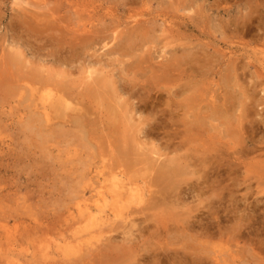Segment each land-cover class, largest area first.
<instances>
[{
    "label": "rangeland",
    "instance_id": "374dc122",
    "mask_svg": "<svg viewBox=\"0 0 264 264\" xmlns=\"http://www.w3.org/2000/svg\"><path fill=\"white\" fill-rule=\"evenodd\" d=\"M87 70L119 95L52 113ZM177 102L222 116L204 107L198 134L171 138L159 122ZM139 120L158 129L139 136ZM174 161L189 172L156 175ZM201 261L264 264V0H0V264Z\"/></svg>",
    "mask_w": 264,
    "mask_h": 264
},
{
    "label": "bare ground",
    "instance_id": "6f19581e",
    "mask_svg": "<svg viewBox=\"0 0 264 264\" xmlns=\"http://www.w3.org/2000/svg\"><path fill=\"white\" fill-rule=\"evenodd\" d=\"M239 27L238 26H236V30L238 29ZM243 28L244 29H246L248 32H250V31H252V28H251V26H248L247 24H244L243 25ZM237 32H238V30H237ZM103 36H101V38H98L99 40H101V41H105V40H108L110 37L109 36H107L106 34L104 35V34H102ZM130 35V37H129V39H131V36H132V39H133V35H132V33L131 34H129ZM80 36H82V35H80ZM115 38H117V37H115ZM94 39H95V35H94ZM77 40H80V41H82L83 42V49H84V47H86V49L89 47V46H91L92 45V43H93V38L92 37H90V38H88V36L87 35H84L82 38H79L78 37V39ZM97 41V40H96ZM81 43V42H80ZM124 43V42H123ZM135 43V42H134ZM94 44V43H93ZM128 43H126L125 44V48H127L126 47V45H127ZM130 44V43H129ZM133 45V44H132ZM131 45V46H132ZM108 46V44L106 45V47ZM128 46V45H127ZM51 47V46H50ZM71 47V46H70ZM73 47V46H72ZM122 46H120L119 48H118V50H117V53H118V51L119 50H121L120 52H121V55L124 53H122V51H123V47H122V49H120ZM117 48V47H116ZM56 49V48H55ZM237 49V48H236ZM111 50H113V49H111ZM110 50V51H111ZM125 50V49H124ZM115 51H116V49H115ZM127 51L129 52V49L127 48ZM131 51V50H130ZM75 52V51H74ZM124 54H126L127 56L130 54V52L129 53H127V52H125ZM134 56V55H133ZM91 58V57H90ZM11 60V67H14V66H17V65H21V63L19 62L20 60H18L17 58H12V59H10ZM64 61V60H63ZM67 61V60H66ZM19 63V64H18ZM67 63H68V61H67ZM72 63V62H71ZM71 63H69V64H71ZM97 63H101L100 62V59L97 61ZM136 64H138V63H136ZM10 65V64H9ZM19 65V66H20ZM137 67V66H136ZM168 68V67H167ZM170 68V67H169ZM171 71H173V69H168V71L166 70V71H164L165 73H169V72H171ZM36 72H37V70H36ZM87 72H88V78H90L91 80H90V82L88 83V85H87V87H86V90H85V92L86 93H83L82 94V97L80 96V100L78 99H75V97L73 96V92L70 90V88L69 87H71L70 86V84H68V85H66L67 86V88L65 89V88H63L64 90H62L61 88H59V92L53 97V99H51L49 102V105H50V108H51V110H52V113H54V114H59V115H61L62 116V113L64 114V112H66L67 110H70V107H71V105L73 104V102H77L76 104H80V105H82L83 107L84 106H86L85 104H84V102L85 101H87V99L89 98V97H93V98H95V99H98V98H100L101 99V96H102V94H104V95H106L108 98H110V97H114L115 95H119V91H118V88L115 86V84H116V82H113L112 80H109L105 75H103V73L101 72V74L100 75H98V76H96V77H94L93 78V73H92V71H89V70H87ZM163 73V72H162ZM10 74V73H9ZM33 74L34 75H36V77H37V79H39V80H44V79H47V78H45V77H43V76H41V75H39L38 73H36L35 74V72L33 71ZM59 75H57L58 77H59V79H62V78H60V74L62 75V73L60 72V73H58ZM3 75V74H2ZM24 75V74H23ZM53 75V74H52ZM8 76V75H7ZM10 76V75H9ZM9 76H8V78H9ZM28 76V75H27ZM54 77V79H56V81H59V79H58V77L57 76H55V74L53 75ZM18 77V76H17ZM5 78H7V77H5ZM7 78V79H8ZM11 78V80H12V77H10ZM9 78V79H10ZM7 79H5L4 81L6 82L7 81ZM23 79V78H22ZM58 79V80H57ZM25 80V79H24ZM24 80H22V81H24ZM30 80V79H29ZM31 81V80H30ZM9 80L7 81V83H5V84H8V87H9ZM12 82H13V80H12ZM13 83H15V82H13ZM56 83V82H55ZM58 83V82H57ZM59 84V83H58ZM3 85H4V83H3ZM126 85V84H125ZM11 86V85H10ZM59 86H60V84H59ZM64 86V85H63ZM65 86V87H66ZM7 87V86H6ZM10 88V87H9ZM12 88L15 90V88L12 86ZM4 89H5V87H4ZM105 89V90H104ZM31 90V92H30V95H31V98H34L33 97V92L32 91H34V89H30ZM104 90V91H103ZM122 91H125V92H128L131 96H137V94H138V90H136V88H135V86L134 87H122V89H121ZM149 90V89H148ZM16 91V90H15ZM13 92V91H12ZM121 94V93H120ZM29 95V96H30ZM28 96V98H30ZM77 96V95H76ZM77 98H78V96H77ZM188 99H190V98H188ZM193 99V98H192ZM28 100V99H27ZM186 101H187V99H185ZM31 101V100H30ZM86 103V102H85ZM142 104H140L139 105V103L138 104H131V105H127V104H125L124 105V108L126 107V110L127 111H129V112H132V113H134L135 115H140V112L141 111H146L147 110V108L146 107H143L142 108V106H141ZM144 105V104H143ZM168 105V108H169V110H166L165 111V109H164V111H162V116L163 117H166V120H164V118H160L162 121L161 122H159V123H161V124H163L162 126V128L163 129H166L165 130V132H167L168 134L169 133H171L172 135H170L171 136V138L172 137H176V136H178V135H181V134H183V135H185V137H190V136H192L193 134H198L199 133V131H200V126H199V123L201 122V120L203 119L204 120V116H205V113H206V111L209 109L210 111H212V113L211 114H213V116L214 115H217V116H222V110H221V106L220 105H217V106H215V107H208L207 108V106L208 105H206V106H204L207 110H204L205 108L202 106V105H200V103L199 104H197V105H194V103H190V102H177V103H175L174 105L172 104H167ZM200 106H202V107H200ZM82 107V108H83ZM148 107V106H147ZM152 107V106H151ZM85 108V107H84ZM167 109V108H166ZM79 110V109H78ZM81 110H83V109H81ZM141 110V111H140ZM86 111V110H85ZM152 111H153V109H152ZM155 111V110H154ZM72 112H74V111H72ZM224 113V112H223ZM84 114H85V112H83V114L82 113H75L73 116H72V119L71 120H73L74 122H78L83 116H84ZM70 115V114H69ZM47 116V115H46ZM167 121V122H166ZM169 122V124H167ZM143 122H142V120H139V122H138V124L133 128V130H134V132H136L139 136L140 135H143V134H152V133H154L155 131H156V129H158V123L156 122V123H149L148 124V129H146V128H142L141 127V125H143L142 124ZM202 123V122H201ZM182 136V135H181ZM181 146H182V144H180ZM177 146V147H175L174 149L176 150V149H180V147L181 146ZM184 146V145H183ZM192 158V157H191ZM189 159V156H187L186 157V160H188ZM194 159V158H193ZM195 161V163H197L198 161H200L201 162V164L200 165H198V166H200V168H199V170L200 169H202L203 167L202 166H204V163H206L207 162V160H204L203 158H201V159H198V161H197V159L196 160H194ZM172 163V165H160L158 168H157V170H156V175L158 176V177H162V178H164V179H166L167 181L168 180H170V179H173V178H176V179H178V177L177 176H179V177H182V175L183 174H186V170L189 172V165H187L186 166V168H185V166H183L182 168H185V169H183V171L178 175L177 173H176V171H178V170H180V168H178L177 166H176V161H174V162H171ZM217 169V168H216ZM182 170V169H181ZM187 180V179H186ZM171 181V180H170ZM151 193V192H150ZM152 193H154V192H152ZM151 193V194H152ZM171 194V191H170V188H166V189H164V196H169ZM172 206V205H171ZM174 208V207H173ZM160 228H162V229H165L166 227H164V225H162V226H160ZM149 228H145V230H148ZM185 257L184 258H186V256H187V254H185L184 255ZM201 264H203L202 263V261H201Z\"/></svg>",
    "mask_w": 264,
    "mask_h": 264
}]
</instances>
